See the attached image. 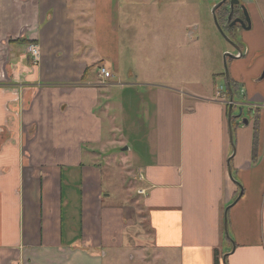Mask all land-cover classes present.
Returning a JSON list of instances; mask_svg holds the SVG:
<instances>
[{
	"label": "crops",
	"instance_id": "0c3cea01",
	"mask_svg": "<svg viewBox=\"0 0 264 264\" xmlns=\"http://www.w3.org/2000/svg\"><path fill=\"white\" fill-rule=\"evenodd\" d=\"M115 1L0 0V264H215L216 250L220 264H264V84L251 73L232 77L234 113L242 106L249 123L232 120L245 188L229 210L237 246L224 263L232 250L223 240L226 194L240 190L227 166L230 92L197 79L190 53L179 83L162 80L163 27L144 49L143 73L123 72ZM30 44L40 48L37 62ZM175 52L171 66L181 63ZM126 140L119 162L112 145ZM104 165L111 177L115 165L125 168L108 206Z\"/></svg>",
	"mask_w": 264,
	"mask_h": 264
},
{
	"label": "rangeland",
	"instance_id": "374dc122",
	"mask_svg": "<svg viewBox=\"0 0 264 264\" xmlns=\"http://www.w3.org/2000/svg\"><path fill=\"white\" fill-rule=\"evenodd\" d=\"M119 1H115L114 16H116L117 21L114 25L116 28L114 30L116 31L115 36L118 37L117 41L120 44V67L126 74L130 67L134 68L135 74L143 73L144 69L146 68L144 65V49L148 50L152 48L153 39L151 38L154 27H163V34L166 36V39H160V45L163 47L164 42V47L167 50V64L165 66L161 65V74L163 77L160 78L162 80L167 81V79L172 78L176 79L175 81L179 83L180 75L181 79H183L185 77V71L189 69L188 56L190 53L192 57V63L195 62V68L192 67V73L197 74V79H207L209 85L211 86L213 85V81L216 79L219 82V87L225 86L227 88L224 54L230 53L231 55L235 56L238 53L236 49L237 46L244 52V54L242 57L228 58L227 65H229L231 78L234 76V71L251 73V77L256 83L255 85H258L262 90V85L264 84V77L262 78L264 73V0H241L242 3H245L249 6L251 14L254 18L256 17V20H254V27L250 30L246 31L237 28L235 31H233V33H229V36L231 37L232 35V38L234 39V44L225 39V37L219 31L212 13L214 3L212 0H124L125 3H119ZM155 13L159 14L160 17L158 18V21L152 22L150 16L154 15ZM80 21L81 17H78L77 22L78 25L81 26L79 27L78 32L79 34H82L84 31L82 27L83 23ZM190 32L191 34H189ZM188 35L191 37V39L188 38ZM95 39V37H93V39H87L86 43H95ZM38 49L40 52L39 47ZM174 50L176 51V55L181 57V63L180 61H175L171 66L169 62L170 58H172V52ZM249 52H251L250 55ZM259 65L262 67L257 69ZM213 70L215 76L212 75ZM126 74L121 76V78L124 80H129ZM217 74H219L218 77H216ZM109 79H106V81H109ZM140 81H142V78ZM106 83L108 84V82ZM187 84L189 85L190 83L187 82ZM189 87L191 89L200 88L199 86H196L195 83H191ZM189 87L185 85L182 88L183 90H190ZM134 89L137 91L141 88ZM211 89L213 90V87H211ZM211 95L217 96V93L214 94L212 91ZM135 102L138 104V101L135 100L133 102L134 109H137L140 103L137 105ZM130 106L131 105L128 106V114L131 113ZM140 109L141 107L139 106V110ZM127 120L130 127V117H127ZM253 123L255 124L254 121ZM108 124L109 120L106 119V125L108 126ZM127 126L128 124L126 127ZM112 129L114 130L115 135H119L118 128L114 127ZM111 131L112 130L106 127L107 134H110ZM130 137H132L131 134ZM119 139L120 138H118V140ZM235 143L237 145V141ZM127 146H129V142H127V140L124 147L121 143H114V145H112V147H114L113 153L115 157L119 158L117 161L120 162L124 159L125 156L123 157V155H126V151H123V149ZM234 158L235 161H232V169L235 179H238L236 176L237 155ZM103 160L104 159L101 160L102 164H104ZM104 168V194L106 195V197H104V202L105 206H108L110 200H112L110 197H108V193H111V189H114L117 186L118 175H116V173L118 172L119 168L122 167H116L115 165L112 177L109 173V169H111V167L104 165ZM122 169L125 171V168ZM232 181L234 182V187L237 190L239 185V193L242 188H245L244 184L240 180L239 181L241 182V185L234 180ZM138 188L139 183L136 181V186L133 187L130 193L133 192V194L136 195V193H138ZM239 193L231 199L229 191L227 190V206L235 201ZM257 200L259 199L254 198V201ZM229 230L232 239H227V236L223 235V240L225 245H227L231 250L233 247V242L236 244V240L231 229L230 218ZM235 246H237V244ZM228 260L227 263L229 264Z\"/></svg>",
	"mask_w": 264,
	"mask_h": 264
},
{
	"label": "water",
	"instance_id": "95a60500",
	"mask_svg": "<svg viewBox=\"0 0 264 264\" xmlns=\"http://www.w3.org/2000/svg\"><path fill=\"white\" fill-rule=\"evenodd\" d=\"M226 0H221L219 1L218 3H216L213 8H212V13H213V17H214V21L220 31V33L225 37V39H227L229 42H231L232 44H234V42L226 35L223 27L221 26V24L219 23V20H218V17H217V9L225 2ZM235 3H239V0H231V5L233 6ZM243 8H244V11H245V15H246V21L250 24L248 29L250 28L251 26V20H250V16H249V13H248V9L245 5H243ZM232 15H229V19H231ZM243 22V24L245 25V22L243 20H241ZM237 50L238 52L240 53L241 55V50L239 47H237ZM227 56H232L230 53H225L224 54V64H225V74H226V83H227V88L230 92V98H231V103L229 105V108H228V126H229V136H230V140H231V143H232V146H233V152L232 154L229 156L228 160H227V166H228V174H229V177L238 182L234 175H233V172H232V165H231V160L232 158L234 157L235 153H236V146H235V141H234V136H233V126H232V120L233 118H237V119H240L241 120V123L244 124V125H247L249 123V119L247 117H244V108L242 106L239 107V110H238V113H234V107H233V100H234V93H233V90H232V85H231V77H230V74H229V68H228V65H227ZM262 77H264V73L262 75ZM250 110V109H249ZM253 111V110H252ZM254 112V111H253ZM240 184V183H239ZM243 193V190H241L239 196L235 199V201L233 203H231L230 205L226 206L225 210H224V233L225 235L227 236V238L229 239H232L231 238V235H230V231H229V224H228V214H229V210L230 208L237 202V200L241 197ZM235 249V243L233 242V248L231 251H227L224 255H223V262L226 263V259H227V256L229 254H231L233 252V250Z\"/></svg>",
	"mask_w": 264,
	"mask_h": 264
},
{
	"label": "flooded vegetation",
	"instance_id": "af4514ba",
	"mask_svg": "<svg viewBox=\"0 0 264 264\" xmlns=\"http://www.w3.org/2000/svg\"><path fill=\"white\" fill-rule=\"evenodd\" d=\"M219 1H221V0H219ZM218 2H216V3H218ZM216 3H214L213 6ZM243 5H245L247 7L248 13H249V16H250L251 26H250L249 29H248V27H249L250 24L246 21V15H245V11H244ZM220 7H224L225 8V10L227 11V17L225 18V20L223 21L222 24L220 22L219 23L223 27L224 31L227 33L228 37L233 42H234V39L232 38V35H231V37L229 36L230 32L233 33V31H235V29H237V28L238 29L240 28V29H243V30L247 31V30H250V29H252L254 27V19H253V15L251 14L250 8L245 3H242L241 0H239V3H235L233 6L231 5V0H226ZM229 15H232L231 19H229ZM241 20H243L245 22V25L243 24V22ZM243 54H244V52L241 50V55L238 52L235 56H233V55L232 56H227V64H228V58L229 57H234V58L235 57H242ZM228 68H229V65H228ZM229 74H230V70H229ZM230 77H231V74H230ZM232 80L233 79L231 78V81ZM253 111L249 110L250 113H253Z\"/></svg>",
	"mask_w": 264,
	"mask_h": 264
},
{
	"label": "trees",
	"instance_id": "16d2710c",
	"mask_svg": "<svg viewBox=\"0 0 264 264\" xmlns=\"http://www.w3.org/2000/svg\"><path fill=\"white\" fill-rule=\"evenodd\" d=\"M214 3L218 2L219 0H212ZM213 3V4H214ZM217 17L219 22L222 24L223 21L225 20V18L227 17V11L225 10L224 7H220L219 9H217ZM20 42H25V43H34L31 41H27L26 39H19ZM231 85H232V90L233 93L236 95V93L238 92V88H237V84L234 80L231 81ZM234 125L235 123H233V129H234ZM257 135H258V128L255 129V136H254V150L256 151V145H257ZM223 235L224 234V229H223ZM228 239V238H227ZM223 253H220L218 250L215 251V264H220V256L222 257Z\"/></svg>",
	"mask_w": 264,
	"mask_h": 264
},
{
	"label": "built area",
	"instance_id": "2783aa9c",
	"mask_svg": "<svg viewBox=\"0 0 264 264\" xmlns=\"http://www.w3.org/2000/svg\"><path fill=\"white\" fill-rule=\"evenodd\" d=\"M28 51L30 52V54H31L34 62H37L38 59H39V57H40V52H39L38 46L36 44H31L28 47ZM99 76L102 78V80H106V79L111 78L112 73L106 67H100V69H99ZM221 88H224L225 89V87H223V86H221ZM141 176L142 175L140 174V177ZM139 192L140 193H144L143 190H139Z\"/></svg>",
	"mask_w": 264,
	"mask_h": 264
}]
</instances>
